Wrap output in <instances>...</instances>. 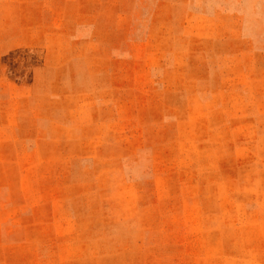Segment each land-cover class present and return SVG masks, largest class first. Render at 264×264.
Wrapping results in <instances>:
<instances>
[{"label": "rangeland", "instance_id": "obj_1", "mask_svg": "<svg viewBox=\"0 0 264 264\" xmlns=\"http://www.w3.org/2000/svg\"><path fill=\"white\" fill-rule=\"evenodd\" d=\"M0 264H264V0H0Z\"/></svg>", "mask_w": 264, "mask_h": 264}]
</instances>
